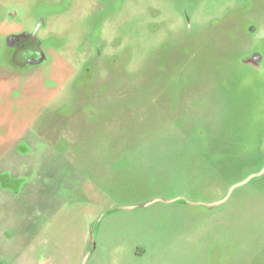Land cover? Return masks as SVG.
<instances>
[{
  "label": "rangeland",
  "instance_id": "1",
  "mask_svg": "<svg viewBox=\"0 0 264 264\" xmlns=\"http://www.w3.org/2000/svg\"><path fill=\"white\" fill-rule=\"evenodd\" d=\"M263 169L264 0H0V264H264Z\"/></svg>",
  "mask_w": 264,
  "mask_h": 264
},
{
  "label": "water",
  "instance_id": "2",
  "mask_svg": "<svg viewBox=\"0 0 264 264\" xmlns=\"http://www.w3.org/2000/svg\"><path fill=\"white\" fill-rule=\"evenodd\" d=\"M263 173H264V169H263L261 172H259L258 174L251 176L250 178H248V179L245 180L244 182H242V183H240V184H238V185L232 187V188L230 189V192H231L234 188H236V187H238V186H241V185L245 184V183L248 182L251 178H253V177H257V176H260V175H262ZM230 192H229V193H230ZM227 197H228V196H226V197H225L223 200H221V201L214 202V203H208V204H206V203H205V204H204V203H189V202H186V203L189 204V205H192V206L215 207V206H218V205L224 203V202L227 200ZM174 201H175V200H173V201H169V202H162V203L167 204V203H171V202H174ZM155 202H161V201L156 200V201L151 202V203H155ZM133 208H134V207H123V208H120V209H122V210H132ZM92 239H93V236H91V242H92ZM91 242H90V244H91ZM87 258H88V254H85V256L83 257V259H82V261H81V264H85L86 261H87Z\"/></svg>",
  "mask_w": 264,
  "mask_h": 264
},
{
  "label": "flooded vegetation",
  "instance_id": "3",
  "mask_svg": "<svg viewBox=\"0 0 264 264\" xmlns=\"http://www.w3.org/2000/svg\"><path fill=\"white\" fill-rule=\"evenodd\" d=\"M36 44H35V42H34V40H29V39H27V40H25L24 41V44H23V46H22V50L23 51H25V52H27L29 55H28V57L30 56V52H31V49L32 50H36ZM36 52V51H35ZM33 53V52H32ZM39 55V53L36 55V56H38ZM38 60H40L39 58H37V61ZM36 62V60H33V62ZM19 64H21V65H24L25 63L24 62H21V63H19Z\"/></svg>",
  "mask_w": 264,
  "mask_h": 264
}]
</instances>
